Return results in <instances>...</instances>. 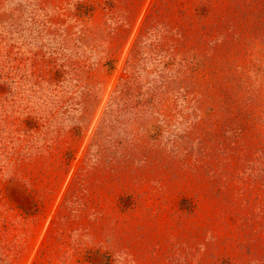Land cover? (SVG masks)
Segmentation results:
<instances>
[{"label":"rangeland","instance_id":"obj_1","mask_svg":"<svg viewBox=\"0 0 264 264\" xmlns=\"http://www.w3.org/2000/svg\"><path fill=\"white\" fill-rule=\"evenodd\" d=\"M0 264H264V0H0Z\"/></svg>","mask_w":264,"mask_h":264}]
</instances>
